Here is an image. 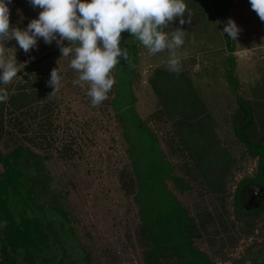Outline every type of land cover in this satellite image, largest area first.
Wrapping results in <instances>:
<instances>
[{
    "label": "rangeland",
    "instance_id": "obj_1",
    "mask_svg": "<svg viewBox=\"0 0 264 264\" xmlns=\"http://www.w3.org/2000/svg\"><path fill=\"white\" fill-rule=\"evenodd\" d=\"M185 3L191 23L177 18L166 29L187 32L180 74L167 70V51L149 56L125 31L129 61L119 58L116 84L96 107L55 41L38 39L28 53L5 42L19 73L0 84L9 93L0 151L19 156L44 209L39 221L11 206L0 220L18 264H264V208L248 210L249 186L264 179L234 132L240 98L252 113L243 132L264 144V22L249 0ZM9 7L11 27L22 30L42 11L29 0ZM229 19L240 28L231 46L222 34ZM53 68L63 80L50 96Z\"/></svg>",
    "mask_w": 264,
    "mask_h": 264
},
{
    "label": "clouds",
    "instance_id": "obj_2",
    "mask_svg": "<svg viewBox=\"0 0 264 264\" xmlns=\"http://www.w3.org/2000/svg\"><path fill=\"white\" fill-rule=\"evenodd\" d=\"M11 2L0 0V84L4 86L11 84L19 73L16 49L5 46L10 40H15L25 53L37 47L38 39L49 45L55 41L62 58L71 56L69 66L79 73L73 84L87 87L93 107L106 101L116 84L112 72L120 63L119 58L129 61L128 49L121 47L123 32H129L149 56L167 51L166 68L177 76L187 58L181 51L187 32L182 27L166 31L177 18L181 26L191 23L192 12L185 0H29L33 8L42 11L25 30L11 27ZM249 3L264 22V0ZM225 33L236 41L240 28L229 19L223 28L222 34ZM65 41L69 46H64ZM62 80L58 68H53L48 81L54 89L50 96L60 91ZM8 98L7 88L0 87V103H6Z\"/></svg>",
    "mask_w": 264,
    "mask_h": 264
},
{
    "label": "trees",
    "instance_id": "obj_3",
    "mask_svg": "<svg viewBox=\"0 0 264 264\" xmlns=\"http://www.w3.org/2000/svg\"><path fill=\"white\" fill-rule=\"evenodd\" d=\"M230 38V46H231ZM232 60V59H231ZM233 63V60L231 61ZM230 82L233 79H229ZM240 107L244 113V118L241 124L237 126L234 130L236 137L245 145L250 155L258 157L260 162V173L264 179V144L257 143L253 144L248 139V137L243 132V128L247 126L252 120V113L249 106L244 103L240 98L238 99ZM21 107V106H19ZM17 107V108H19ZM22 107L19 109L21 116L27 117L28 113L24 111ZM18 157H6L0 151V164L2 165L4 171L0 173V220H7L11 216V206H15L20 209L21 215H25V212H29L31 215H35L39 221L41 220V214L44 209H39L35 206V202L32 199L30 189V179L31 176L25 175L20 172L16 167L18 164ZM260 186L264 189V180L258 182ZM236 205L239 204L236 200ZM264 207V197L260 204L250 205L248 210L253 212H260ZM19 212V211H18ZM20 213V212H19ZM22 236L28 241L29 244H33V240L30 235L22 234ZM0 260L1 264H18L17 261L12 257L9 245L6 242L5 236L0 235Z\"/></svg>",
    "mask_w": 264,
    "mask_h": 264
},
{
    "label": "water",
    "instance_id": "obj_4",
    "mask_svg": "<svg viewBox=\"0 0 264 264\" xmlns=\"http://www.w3.org/2000/svg\"><path fill=\"white\" fill-rule=\"evenodd\" d=\"M264 197V189L259 184L253 183L249 186L248 198L250 203L253 205H258L262 202Z\"/></svg>",
    "mask_w": 264,
    "mask_h": 264
},
{
    "label": "flooded vegetation",
    "instance_id": "obj_5",
    "mask_svg": "<svg viewBox=\"0 0 264 264\" xmlns=\"http://www.w3.org/2000/svg\"><path fill=\"white\" fill-rule=\"evenodd\" d=\"M256 184H259V183H256ZM250 205H252L251 203H250ZM264 208V207H263Z\"/></svg>",
    "mask_w": 264,
    "mask_h": 264
}]
</instances>
